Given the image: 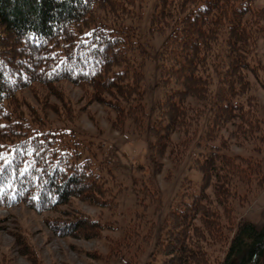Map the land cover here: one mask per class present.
Segmentation results:
<instances>
[{
    "label": "trees",
    "instance_id": "obj_1",
    "mask_svg": "<svg viewBox=\"0 0 264 264\" xmlns=\"http://www.w3.org/2000/svg\"><path fill=\"white\" fill-rule=\"evenodd\" d=\"M150 4L149 31L165 34L164 95L150 148L172 162L202 148L192 162L202 182L197 188L184 179L146 264H260L264 223L246 219L235 203L245 208L264 190L262 162L227 152L230 139L246 141L262 123L254 90L264 88V67L244 21L247 13L264 18L253 0H0V208L59 212L73 198L119 207L124 187L98 142L50 115L74 118V101L61 86L67 81L88 101L117 110V123L132 120L146 130L142 67L149 46L140 24ZM231 125L237 130L227 138ZM144 178H134L135 186L143 182L140 190L160 201L153 179ZM64 214L48 220L60 237L92 239L115 228L78 209ZM127 228L124 238L139 234ZM22 253L40 264L33 252Z\"/></svg>",
    "mask_w": 264,
    "mask_h": 264
},
{
    "label": "rangeland",
    "instance_id": "obj_2",
    "mask_svg": "<svg viewBox=\"0 0 264 264\" xmlns=\"http://www.w3.org/2000/svg\"><path fill=\"white\" fill-rule=\"evenodd\" d=\"M253 4L256 8L264 9V0H253ZM153 7L154 5L150 4L146 8L145 17L140 24V39L149 46L142 67L146 132L141 134L132 120H127L126 125L117 123V110L102 101H88L83 88L67 81L61 82V86L73 99L77 115L74 112L72 120L64 118V113L58 116L54 113L50 115L51 119L59 124L75 122L74 125L77 124L87 137L90 135L98 142L101 157L113 165L117 183L124 187L118 198L119 207L114 210L99 208L73 198L71 204L60 207L62 213H38L24 205L0 208V264H32V259H36L22 252H33L40 264H146L184 179L190 178L199 188L202 173L192 167V162L202 148L193 145L194 148L187 152L184 160L180 162H172L168 153L158 157L150 148L149 128L157 117L158 101L164 95L160 84V52L165 34L149 31ZM261 13L264 16V11ZM244 21L254 30V36L257 37L256 58L264 67V18L247 13L244 15ZM254 25H260V32ZM255 87L254 93L259 100L256 101L254 116L262 123H255L251 136L246 141H243V138L230 139L233 147L227 152L252 156V159L262 162L264 172V88L258 84ZM224 130L225 136L230 138L231 133L237 129L231 125ZM177 158L179 160V157ZM144 175L145 180L153 179L159 191L160 201L140 190L143 188V182L139 181L135 186L134 178ZM238 203L237 200L235 205H238L240 212H244L243 216L257 223L260 214L264 215V190L245 208L240 207ZM72 209H78L94 218L101 216L104 220L109 219L115 224V228L103 230L100 237L92 239L56 235L48 220L62 217L65 215L64 211ZM132 226L139 228V234L129 239L124 238L127 227ZM149 233H152V237L146 241L144 238ZM260 264H264V259Z\"/></svg>",
    "mask_w": 264,
    "mask_h": 264
},
{
    "label": "crops",
    "instance_id": "obj_3",
    "mask_svg": "<svg viewBox=\"0 0 264 264\" xmlns=\"http://www.w3.org/2000/svg\"><path fill=\"white\" fill-rule=\"evenodd\" d=\"M260 219L257 221L258 224H262L261 222L264 221L262 219H264V215L263 214H260Z\"/></svg>",
    "mask_w": 264,
    "mask_h": 264
}]
</instances>
